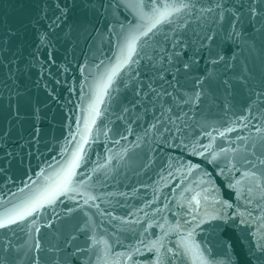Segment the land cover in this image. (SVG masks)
<instances>
[{
    "label": "water",
    "instance_id": "95a60500",
    "mask_svg": "<svg viewBox=\"0 0 264 264\" xmlns=\"http://www.w3.org/2000/svg\"><path fill=\"white\" fill-rule=\"evenodd\" d=\"M146 4L0 0V264H264V0Z\"/></svg>",
    "mask_w": 264,
    "mask_h": 264
},
{
    "label": "snow or ice",
    "instance_id": "6c2138e0",
    "mask_svg": "<svg viewBox=\"0 0 264 264\" xmlns=\"http://www.w3.org/2000/svg\"><path fill=\"white\" fill-rule=\"evenodd\" d=\"M92 0H85L86 4L91 3ZM162 3V0H147V4L144 6H151V11H150V19L151 23L147 28V31L143 32V36H147L149 33L153 32V30L157 29L158 25H161L162 23L170 22V17H172L175 13L181 12L184 9H190V0L189 2H186V0H179L178 6L175 3L171 4H163V7H158L157 5H160ZM251 12L253 14H258L256 12V9H252ZM143 18V17H142ZM135 43H136V38H133L132 41L128 45L127 49V56L123 60L122 64L127 65L131 62L132 57L135 53ZM122 65L118 63L117 68L121 67ZM187 68L188 65H185ZM116 74V69L113 70V75ZM109 83L112 81V75L108 77ZM108 87V84L104 85V88L106 89ZM92 111H96L95 105L92 106ZM80 155L77 153L75 155V160H79ZM215 159V157H213ZM75 161L73 162V167H75ZM193 167H198V166H193ZM73 175L71 168L68 171V178L70 179L71 176ZM239 183V182H238ZM232 187H235V185H232ZM193 200H196V197L194 196L192 198ZM51 202V201H49ZM199 203V201H197ZM225 207H230V205L225 204ZM34 208H29L27 211H24L22 213H17L14 218L6 219L3 222H0V228L7 227L10 224L16 223L19 220H23L25 216L30 215L32 211H34ZM191 235V233H189ZM138 251V250H137ZM157 253L159 252V249L156 250ZM186 252H189L190 249H185Z\"/></svg>",
    "mask_w": 264,
    "mask_h": 264
}]
</instances>
